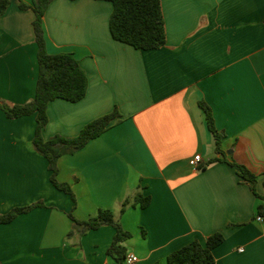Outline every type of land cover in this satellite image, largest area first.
I'll use <instances>...</instances> for the list:
<instances>
[{
	"label": "crops",
	"instance_id": "1",
	"mask_svg": "<svg viewBox=\"0 0 264 264\" xmlns=\"http://www.w3.org/2000/svg\"><path fill=\"white\" fill-rule=\"evenodd\" d=\"M19 4L9 0L0 16V103L10 105L30 101L38 78L34 13ZM161 6L165 45L138 50L111 36L109 1L48 5L46 49L72 53L87 90L78 102L48 103L42 137L72 138L114 109L119 116L59 158L56 179L70 185L73 201L53 186L33 146L35 115L9 119L0 110V216L43 204L0 224V264H115L107 255L113 227L69 235V214L85 221L98 209L111 210L131 234L124 247L137 256L134 264H167L172 252L217 232L224 239L213 264H264V216L256 219L264 205V0ZM200 102L223 135L221 153ZM235 165L255 176L259 198ZM137 193L150 198L147 207L133 205Z\"/></svg>",
	"mask_w": 264,
	"mask_h": 264
},
{
	"label": "trees",
	"instance_id": "2",
	"mask_svg": "<svg viewBox=\"0 0 264 264\" xmlns=\"http://www.w3.org/2000/svg\"><path fill=\"white\" fill-rule=\"evenodd\" d=\"M20 9H31L34 13L32 22L35 41L38 46V78L34 97L24 103L10 105L0 103V110L9 119H16L22 116L35 115L36 128L32 140L37 153L43 156L48 162L50 181L53 186L66 194L74 201V195L67 183L57 181L59 158L66 154H73L82 149L90 140L103 134L111 122L119 116L114 109L111 113L98 117L85 125L79 134L72 138L55 135L48 140L42 137V131L48 123L46 113L47 105L55 99H63L69 102H78L86 94L87 77L80 67L78 60L70 52L50 54L46 49L45 33L43 28V16L48 5L53 0H31L26 5L19 0ZM112 4V12L109 18V31L114 40L125 43L138 50H153L163 47L166 43L165 22L162 12L161 0H105ZM9 0H0V16L6 11ZM200 107L205 112L207 126L214 138L215 151L221 153L220 145L223 135L216 129L210 108L200 102ZM215 161V159L211 160ZM239 176L250 184L252 192H255L256 178L244 166L235 165ZM264 198V197H262ZM139 203L145 208L150 203L148 196L137 193L134 197V204ZM124 200L121 207L123 213L128 206ZM41 202L27 207L13 208L7 214L0 216V224L12 221L17 215L29 212L36 206H42ZM258 214L264 216V205L258 206ZM73 220L72 230L79 235L89 230H96L102 226H111L115 233L107 255L115 264H122L125 258L124 242L131 237V234L123 229L120 222L115 218L109 209H98L96 214L85 221H78L71 214ZM223 236L217 232L209 236L205 243L194 240L187 245L172 252L167 259V264H213V249L223 242Z\"/></svg>",
	"mask_w": 264,
	"mask_h": 264
},
{
	"label": "built area",
	"instance_id": "3",
	"mask_svg": "<svg viewBox=\"0 0 264 264\" xmlns=\"http://www.w3.org/2000/svg\"><path fill=\"white\" fill-rule=\"evenodd\" d=\"M200 161H201V156L196 155L189 161V164L196 168ZM256 219L258 221H262V217L260 215L257 216ZM239 250L241 251V249H239ZM137 260H138V258L136 255H134L133 253H128L125 255L123 262H124V264H134L137 262Z\"/></svg>",
	"mask_w": 264,
	"mask_h": 264
}]
</instances>
